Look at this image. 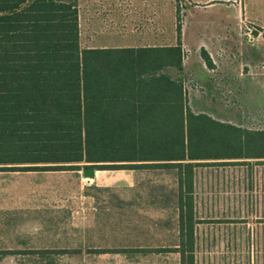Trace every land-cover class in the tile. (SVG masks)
Here are the masks:
<instances>
[{"label": "trees", "instance_id": "trees-1", "mask_svg": "<svg viewBox=\"0 0 264 264\" xmlns=\"http://www.w3.org/2000/svg\"><path fill=\"white\" fill-rule=\"evenodd\" d=\"M201 55L211 66L203 49ZM182 60L179 23L174 45L83 48L77 0H0V170L172 166L179 191L177 246L141 251H174L179 264H194L195 168L264 158V129L194 113L181 78L171 73L182 70ZM9 253L0 250V258Z\"/></svg>", "mask_w": 264, "mask_h": 264}, {"label": "rangeland", "instance_id": "rangeland-1", "mask_svg": "<svg viewBox=\"0 0 264 264\" xmlns=\"http://www.w3.org/2000/svg\"><path fill=\"white\" fill-rule=\"evenodd\" d=\"M141 1L149 3V0ZM157 1L161 3V12L158 13L164 29L168 25L170 5L173 6L175 24L182 26V23L189 22L187 36L190 45L198 23L204 21L206 16L224 13L219 6L205 11L192 7L187 10L189 0ZM186 14L188 22L185 20ZM150 19L152 12L145 11L138 23L146 27ZM208 30L210 36L217 32L216 42L226 39L228 34L227 29ZM250 34L245 26L237 27L235 43H230V64L227 60H221L213 72H208L214 81L209 94L207 91L202 92L205 89L195 75L201 64L193 52L184 54L181 71L171 73L181 78L187 104L194 112L204 111L217 120L257 130L264 129V41L260 39L252 44L248 41ZM218 49L219 56L224 57L226 50L222 47ZM245 161L195 168L193 191L196 216L207 215L212 209L213 192L218 190L214 188V182L264 180V158ZM80 165V169L57 167L71 170L70 182L61 178L63 175L51 178V171L61 169L0 170V229L3 232L0 247H11V253L4 255L7 256L4 261L1 260L2 256L0 264H179L178 252L141 251V248L168 247L166 245L177 242V170L172 166L129 170L94 169L97 176L88 181L84 171L89 168L83 166L84 163ZM38 175L49 178L38 179ZM74 175L75 182L72 179ZM27 194L32 195L33 199L37 195L44 196V212L38 214V219L34 214V217L24 221L20 210L18 214L6 213L5 207H19ZM200 227L205 229L209 225L202 224ZM203 243L206 244V241ZM207 246H211V239ZM35 247L54 250L64 248L68 251L80 249V253L42 257L34 253L37 251ZM120 247H126L127 252H86L92 248ZM197 250L195 258L206 256L211 262V248L208 251Z\"/></svg>", "mask_w": 264, "mask_h": 264}, {"label": "crops", "instance_id": "crops-1", "mask_svg": "<svg viewBox=\"0 0 264 264\" xmlns=\"http://www.w3.org/2000/svg\"><path fill=\"white\" fill-rule=\"evenodd\" d=\"M188 2L187 10L192 7L205 11L219 6L224 12L217 16H206L204 21L198 23L196 29L193 30L191 45L187 36L190 28L187 14L185 20L188 23L184 22L181 26L182 69L184 54L193 52L201 64L195 75L197 74L201 87L205 89L202 92L207 91L208 93L209 91L211 93L214 81L210 79L211 74L208 72H213L221 60H227L230 64V43H235V33L238 26H245L249 29V33L253 29L258 31L257 35L251 33L248 36L250 43L253 44L260 39L264 41V0H197L195 2L189 0ZM159 4L161 3L157 0H149L147 4L141 0H86V5H84V0H77L81 47L113 48L176 44V22L174 23L173 6L168 7V25L164 29L161 26L162 21L158 13L161 12V5ZM145 11L152 12V19L148 20L146 27L138 23L141 20V14ZM215 28L227 29L226 39L216 42L217 32L210 36L208 30ZM220 47L226 50L224 57L219 56L218 48ZM202 49L207 53L211 66H208L202 58ZM51 172V178L63 175L61 178H66L70 182L71 170L61 169ZM38 176V179L49 178L45 175ZM96 176L97 172L94 170V174L87 180H94ZM75 178L76 175L72 177L74 182ZM213 186L218 190L213 192L212 209L207 215L196 216L194 191L192 193L193 216L197 221L194 227V264H264V180L219 181L214 182ZM176 190L179 193L177 180ZM33 198L32 195L27 194L20 201L19 207H5L4 210L7 211L6 213L12 214H18L20 210L21 219L24 221L34 217V214L38 219V214L44 212V196L37 195L36 200ZM175 208L176 228H178V205ZM204 210L208 211L206 207ZM202 224L209 225V228L201 229ZM2 234L0 229V236ZM210 239L211 246H207ZM205 241L206 244L203 243ZM177 243L178 237L176 243L166 246L176 247ZM1 248L0 250H11L10 246ZM209 248L212 249L213 253L211 262H208L206 256L195 258L196 249L201 252L202 250L208 251ZM35 249L39 251L47 248L35 247ZM34 253L36 254V252ZM6 258L7 256H4L1 260L4 261Z\"/></svg>", "mask_w": 264, "mask_h": 264}, {"label": "water", "instance_id": "water-1", "mask_svg": "<svg viewBox=\"0 0 264 264\" xmlns=\"http://www.w3.org/2000/svg\"><path fill=\"white\" fill-rule=\"evenodd\" d=\"M252 35H257L258 31L256 29L252 30ZM85 176L91 177L94 174V169H87L84 171Z\"/></svg>", "mask_w": 264, "mask_h": 264}]
</instances>
